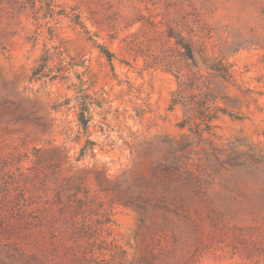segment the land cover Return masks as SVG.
I'll return each instance as SVG.
<instances>
[{
	"label": "rangeland",
	"instance_id": "rangeland-1",
	"mask_svg": "<svg viewBox=\"0 0 264 264\" xmlns=\"http://www.w3.org/2000/svg\"><path fill=\"white\" fill-rule=\"evenodd\" d=\"M169 33L215 96L201 136ZM0 264H264V0H0Z\"/></svg>",
	"mask_w": 264,
	"mask_h": 264
},
{
	"label": "trees",
	"instance_id": "trees-1",
	"mask_svg": "<svg viewBox=\"0 0 264 264\" xmlns=\"http://www.w3.org/2000/svg\"><path fill=\"white\" fill-rule=\"evenodd\" d=\"M71 20L76 25H79L89 33L88 29L81 21L79 15H70ZM169 37H173L177 46L180 47L181 56L187 60L188 65L191 66L192 71L189 75L183 77L180 73L178 67L172 69L173 65L168 64L167 70L175 72V77L177 80V87L172 91L170 106L180 104L184 109V118L179 122V125L188 124L190 130L196 135L201 136V132L209 128L208 121L213 116L214 107L210 102L215 98V96L207 90L206 82L202 78L201 74L198 72V60L196 58V49L191 39L184 40L179 34L169 33ZM101 52L111 60V53L105 49L102 45L99 46ZM52 57V53L48 49H45L44 53L39 58V63L32 70V75L36 77H49L54 79L59 76L60 70L48 68V61ZM207 60V59H206ZM210 60V59H209ZM207 67L219 77L226 79L230 75L231 63H224L223 57H215L208 62ZM78 95L75 97L77 109H76V120L77 125L86 134L89 121L92 116L90 115L91 104H96L101 106L102 101H95L91 99L83 90L81 86L76 90ZM216 111V110H215ZM86 134V139L79 150V157L85 154H93L95 141L88 137Z\"/></svg>",
	"mask_w": 264,
	"mask_h": 264
}]
</instances>
